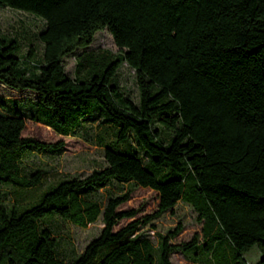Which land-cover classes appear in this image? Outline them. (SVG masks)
Wrapping results in <instances>:
<instances>
[{
	"label": "trees",
	"instance_id": "1",
	"mask_svg": "<svg viewBox=\"0 0 264 264\" xmlns=\"http://www.w3.org/2000/svg\"><path fill=\"white\" fill-rule=\"evenodd\" d=\"M0 6L43 21L32 48L0 30V83L36 93L33 102L0 106V264H170L179 251L208 255L212 264H246L259 250L264 264V0H0ZM105 29L117 47L81 52L74 74L62 60ZM134 71L137 102L124 97L117 68ZM114 127L104 165L83 177H62L34 193L44 170L22 165L29 152L54 153L62 140L20 134L29 119L66 135L87 120ZM133 143L138 153L131 151ZM121 147L118 148V145ZM133 183L157 194L155 209L133 217L117 209ZM188 204L200 223L196 236L169 243L180 223L158 235L154 248L138 228ZM102 226L79 253L57 251L49 219ZM123 225L113 229L120 219Z\"/></svg>",
	"mask_w": 264,
	"mask_h": 264
},
{
	"label": "rangeland",
	"instance_id": "2",
	"mask_svg": "<svg viewBox=\"0 0 264 264\" xmlns=\"http://www.w3.org/2000/svg\"><path fill=\"white\" fill-rule=\"evenodd\" d=\"M43 27V21L28 12L0 6V30L2 34L13 36L18 40V53L23 55L29 48H32L35 59L40 57L41 42L37 39V32ZM107 50L111 53L117 52L111 36L105 30H97L93 33L90 43L81 49L66 55L62 60L63 72L69 77H73L75 58L81 52H99ZM119 85L124 97L129 98L133 103L137 102V88L134 80V71L124 62L118 68ZM0 99L4 101L33 102L36 100V93L30 90H14L0 83ZM6 110L0 106V113ZM100 118L87 120L77 126L71 134L61 135L54 132L48 126L29 119L24 120V126L20 132L22 136H32L38 140L54 142L62 140V149L58 152L40 153L29 152L23 158L22 165L25 168L44 170L43 177L39 185L34 189V193L54 182L55 180L67 177H83L93 169L102 167L105 163L102 156L104 146H113L114 127L110 124L100 121ZM131 151L138 153V149L133 143ZM121 145H118V148ZM138 156L144 160L143 156ZM106 188L111 192L118 189L122 191L130 189L129 197L126 201L120 203L117 209L134 208L135 217L150 213L155 209L157 203V194L155 191L133 183H112L105 188H99V198L105 201ZM0 191L6 195V201L10 202L11 188L0 185ZM52 232L58 239L57 251L61 256L68 257L74 253H79L85 244L93 238L99 231L102 223L100 219L88 223L84 227L73 225L67 221L52 217L49 219ZM127 218L120 219L115 223L113 229L127 222ZM180 223V231L172 238L169 243L178 244L190 240L194 235L196 241L200 242L199 227L200 223L195 220V212L191 207L181 201H176L170 210L162 212L159 216L149 220L138 228L150 241L155 248L158 241V235L165 234L167 230ZM182 254L179 251H173L169 254L170 264H212L208 255L198 253ZM259 257V250L252 245L242 254L246 264H253Z\"/></svg>",
	"mask_w": 264,
	"mask_h": 264
}]
</instances>
